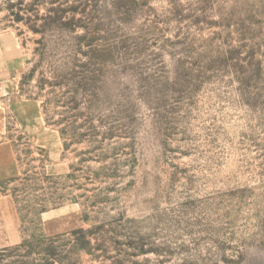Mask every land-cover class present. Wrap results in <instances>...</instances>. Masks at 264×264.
<instances>
[{"label": "rangeland", "instance_id": "obj_1", "mask_svg": "<svg viewBox=\"0 0 264 264\" xmlns=\"http://www.w3.org/2000/svg\"><path fill=\"white\" fill-rule=\"evenodd\" d=\"M7 33L0 264H264V0H0Z\"/></svg>", "mask_w": 264, "mask_h": 264}, {"label": "crops", "instance_id": "obj_2", "mask_svg": "<svg viewBox=\"0 0 264 264\" xmlns=\"http://www.w3.org/2000/svg\"><path fill=\"white\" fill-rule=\"evenodd\" d=\"M0 55L4 56L8 61L5 65V70L2 72V76L9 73L11 68L20 66L21 54L17 51L14 38L11 34H4L0 36ZM11 68H7V67ZM6 88L7 85L5 86ZM8 94V92H6ZM12 113L16 119V122L20 129L26 131L30 135L36 137V141L41 145V147H47L50 173L52 174H62V164L60 163L61 149L60 142L56 132L48 131L42 122L39 102L35 100L19 101L14 103ZM50 132V133H49ZM19 167L15 160L13 150L6 143L0 144V180L7 178L16 177L19 175ZM73 208V204L70 206ZM69 206L53 209L50 211H45L40 215L41 224L45 220L52 218V214L59 213L58 215L65 214V209L72 212V208Z\"/></svg>", "mask_w": 264, "mask_h": 264}, {"label": "trees", "instance_id": "obj_3", "mask_svg": "<svg viewBox=\"0 0 264 264\" xmlns=\"http://www.w3.org/2000/svg\"><path fill=\"white\" fill-rule=\"evenodd\" d=\"M47 178H50V176H46ZM59 179V178H58ZM19 180H21L20 178H17V179H10L9 181L10 182H14V181H19ZM14 201H15V204L16 205H18V201H17V199H16V197H15V195H14ZM58 206H60V205H58ZM53 208H55V207H53ZM18 211H20L19 209H18ZM45 210H43V211H41V213L42 212H44ZM21 246V245H20Z\"/></svg>", "mask_w": 264, "mask_h": 264}]
</instances>
